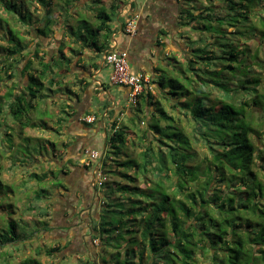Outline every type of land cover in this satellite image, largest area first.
<instances>
[{"label": "trees", "instance_id": "1", "mask_svg": "<svg viewBox=\"0 0 264 264\" xmlns=\"http://www.w3.org/2000/svg\"><path fill=\"white\" fill-rule=\"evenodd\" d=\"M32 2L43 7L50 5L47 0H0V15L4 12L13 14V28L24 29L29 39L35 30L41 36H48L55 23L52 12L49 10L43 17V27L35 29L41 20L36 16L37 9L30 11ZM185 2L186 8L180 16L181 26L189 27L201 37L189 43L190 50L185 44L179 47L187 66L179 67V79L167 78L164 73L155 81L150 74L152 86L161 98L154 100L151 91L138 98L137 115H142L139 124H146L138 135L139 153L131 157L127 152L136 118L129 123H120L109 117L104 154L100 155L105 159L100 169L111 165V160L113 166L108 174L130 182L122 185L120 181H113V186L129 197L114 206L101 204L93 212L96 215L89 218L94 222L92 240L89 245L78 247L84 248L91 264H97V261L98 264H107L103 261L104 245H113L112 232L119 235L115 240L120 241L117 244L122 249L129 248L116 256L117 259L124 256L127 259L125 264H264V91L257 87L264 74V61L257 62L258 51L250 53L251 49L243 43L260 30L261 35L255 37L258 39L256 43L264 44V19L257 11L258 8L264 10V0ZM6 17L0 16V117L8 108L15 128L10 125L9 118L1 123L8 127L6 135L13 141L1 157L0 176L4 172L3 160L11 162L8 171L15 170L20 160L16 156L13 160L11 156L22 143L20 135L28 129L40 128L39 121L35 120L40 109L37 105L44 104L40 115H46L48 97L44 91L58 81L53 64L40 56L39 49L33 52L31 42L13 30L11 24L6 23ZM97 18L101 21L100 31L110 30L111 17L105 9L97 11ZM208 19L210 23L206 22ZM208 35L212 36L211 44ZM224 39L226 41H221ZM192 43H196L198 49L190 48ZM103 49L98 47L99 51ZM32 54L33 60L30 58ZM242 55L246 58L241 59ZM248 58L256 61V68L246 64ZM26 75L28 79L24 84L15 77ZM214 90L220 95L217 105L210 99ZM141 100H145L147 107L155 105V112L144 115ZM160 100L171 104L174 115L161 105ZM61 112L68 113L66 109ZM178 114L191 126L189 132L178 123L182 120L177 118ZM26 115L29 116L28 122L23 119ZM65 122V118L59 117L58 135ZM91 124L83 121L86 128ZM14 129H17L15 133ZM52 148L57 149L54 145ZM64 157L59 154V162ZM83 166L91 170L89 178H94L93 164ZM55 167L56 170L50 169L42 174H29L30 180L49 181L52 188L48 196L47 188L36 191L41 205H28L27 209L34 215L40 212L38 217L43 223L42 226L37 222L39 231L30 237L19 233L16 226L18 219L26 223L14 199L17 194L13 189H17L6 185L0 177V231L6 225L2 221L4 217L11 228V233L0 232V257L6 256L5 247L19 246L14 248L19 250L33 237L44 236L46 231L56 230L55 233L61 236L57 237L61 244L46 250L49 257H55L62 248L69 249L71 244L77 246L82 241L83 237L72 236L73 241L67 243L68 231L85 218L84 197L68 185L66 165ZM6 187L10 191L5 193ZM97 187L96 184V191ZM68 196L70 199H66ZM5 200L9 202L10 215L4 213ZM46 200L55 203L45 207L47 205L42 202ZM116 205L125 207L115 210ZM101 212L105 220L97 228L95 225L99 224L96 221L101 219ZM111 214L114 218L109 219ZM47 219L52 223L57 220L60 224L50 226ZM95 240H99L100 245H94ZM41 251L42 248L38 249L37 254ZM21 264L39 263L29 259Z\"/></svg>", "mask_w": 264, "mask_h": 264}, {"label": "crops", "instance_id": "2", "mask_svg": "<svg viewBox=\"0 0 264 264\" xmlns=\"http://www.w3.org/2000/svg\"><path fill=\"white\" fill-rule=\"evenodd\" d=\"M47 2L50 4L47 7L40 6L37 2L31 3L30 11L37 9L36 16L41 20L35 25V29L43 27V17L49 10L55 21L48 36H41L37 30L32 33L31 49L33 52L39 49L40 56H44L47 63L53 64L58 81L52 88L49 86L50 88L47 87L44 91V95L48 97L46 106L50 109V114H56L55 123L59 117L65 118L66 122L60 135L64 134L68 139L63 142V148L53 150L54 158L50 159V162L46 158L42 162L35 158L33 162L19 161L18 164L31 171V174L32 169H38V166L45 169L48 164L66 165L68 185L75 193L84 197L87 212H94L102 203L98 191L94 189L95 180L89 178L91 170L88 171L83 166L82 157L87 150L98 151L95 144L91 143L98 142L100 138L105 139L109 117L120 123H129L139 114L137 103L130 102V89L111 83L112 69L104 62L105 53L113 48L127 52L133 69L146 71L158 81L165 73L160 68L161 63L166 69L173 68L174 66L171 67V63L167 61L171 53L182 54L179 47L183 44L189 49V43L196 41L197 33L191 32L189 27L181 26L180 16L187 4L185 0H47ZM101 8L111 17L108 23L110 30H99L101 21L97 18V11ZM83 17L89 18L91 23ZM134 17L137 19L138 32L136 36L131 37L124 32V26ZM75 21L77 23L74 25ZM98 47H103V51H99ZM30 58L33 60V54ZM23 79L27 83L28 76ZM22 92L20 89L19 93ZM120 99L134 109L120 106ZM140 103L144 115L150 116L151 112H154L153 109L146 107L145 100H141ZM62 109H66L68 113H62ZM87 118L95 120L87 122L85 120ZM83 121L93 123L96 127L86 128ZM46 124L45 131L52 135L57 134V128L48 118ZM32 130L35 131V140H40L39 128L35 127ZM90 135L92 136L89 137ZM101 151L100 155L104 154V149ZM59 154L65 156L61 162L57 159ZM104 157L103 155L98 160H91L94 170L101 166ZM3 164V171L6 173L11 162Z\"/></svg>", "mask_w": 264, "mask_h": 264}, {"label": "rangeland", "instance_id": "3", "mask_svg": "<svg viewBox=\"0 0 264 264\" xmlns=\"http://www.w3.org/2000/svg\"><path fill=\"white\" fill-rule=\"evenodd\" d=\"M210 7V13L212 12V4L209 5ZM207 8V6H205ZM258 12L262 13L260 15L261 18L264 19V10H259V8L257 9ZM6 14V15H5ZM0 16L6 17L5 21L6 23L11 24V27L13 28V23L11 22L12 18L15 17L13 14H8L6 12L2 13ZM84 20H86L87 22L91 23V20L89 18L83 17ZM123 22V21H122ZM207 23H210V19H208L206 21ZM77 23V21H75L74 25ZM206 25V23H204ZM90 28V27H89ZM15 28H13L14 30ZM17 32L21 33L23 35L22 38L26 37L27 35L25 34V32H21L20 30L22 29H15ZM24 30V29H23ZM22 30V31H23ZM91 30V29H90ZM261 35L260 30H258L255 34V36H252L248 39H245V41L243 42L244 45H246L247 47H249L251 49L250 53H254L256 50L258 51V60H256L257 62L259 61H264V44H260L258 45L256 42L257 40L255 39V37H259ZM182 37V35H180V38ZM201 37L200 34H197V37L195 40H199ZM202 37H205L204 35H202ZM26 41L30 42L29 37H26ZM29 39V40H28ZM208 39L209 42L211 44V42H213L212 40V36L208 35ZM221 41H226L221 40ZM198 45L196 43H192L191 47L192 49H198ZM190 50V49H189ZM188 50V51H189ZM241 59H245L246 55H242L240 57ZM168 63H171V69H166L164 64L161 63V70L165 71V76L168 77H175L177 79H179L178 77V73H179V67L183 66L184 68H186V64H185V60H184V55L183 54H178L177 52H173L171 53V56L168 58ZM256 61L252 60L251 58H248L246 64L249 66H252L253 68H256L257 64ZM35 62V61H34ZM214 66V65H213ZM212 66V67H213ZM242 70H244V68H242ZM20 84H24V79L21 77H17L15 76ZM261 80V84L257 85V87H260L261 91H264V74L262 76ZM151 93L153 94L154 100H158L160 97L159 92L157 91V89H155L153 87V89L151 90ZM212 96L210 97L211 102L216 104L218 103V97L220 96L219 93L214 90L212 92ZM116 97V95H115ZM161 105L163 107H165L167 109V111H169V113L174 115V111H172L171 107H170V103L167 101H162L160 100ZM3 103H5V100L3 101ZM120 106H123L124 108L127 109H134L130 104H128L126 101L124 102L123 100L120 99L119 101ZM40 106V109H38V115L36 117L35 120H38L39 123H37L39 125V134H40V140H35L34 138V133L35 131L30 129L28 131L25 132L24 135H20V137L22 138V143L20 145H18L17 149H15V151H13V155L11 156L14 160V156H16L21 162L23 161H28L31 160V162L34 161V159H39L40 162H42L43 159L46 158V160L48 162H50V159L54 158V152H53V148L52 145L56 146V148L59 150V148H63V146H61V143L65 142L68 137L65 136L64 134H54L52 135V133L50 134L49 132L45 131V126H46V118H48V120L50 121V123H52L53 126H55V128L58 127L57 122L55 123V120L57 119L54 115L56 114H50V109L47 110L46 115H40L41 113V109L44 107L43 103L38 104ZM217 105V104H216ZM147 107V106H146ZM150 109H153L154 112L157 109V107L154 106H150ZM5 114H3L0 117V124L3 123L4 119L9 118V122L10 125H12V128H15V123L13 121V119L10 117L8 108H5ZM49 112V113H48ZM53 112V111H52ZM1 115V114H0ZM142 116V115H141ZM141 116L137 115L136 116V127L132 128L133 129V136L132 139H130V143L128 145V155H130L131 157L133 156V154L139 153L141 151V148L139 145V138L138 135H141V133L144 131L146 124L143 122L141 125L139 124L140 118ZM177 118L181 121H178V123L184 128L186 129L188 132L191 130V126L187 124L186 118L183 117L182 115L178 114L176 115ZM4 117V118H3ZM24 121L28 122L29 116H24L23 117ZM22 119V121H23ZM54 122H53V121ZM33 121V120H32ZM31 122V121H30ZM34 122V121H33ZM2 127H0V137L1 139L4 138L2 141L0 139V161H1V157L4 156V150H9V148L12 146V138L10 136L6 135V132L8 131V127H5V124H1ZM51 126V125H50ZM19 127V125L17 126V128ZM96 127L95 124H91L90 128H94ZM108 127V124H107ZM19 129V128H18ZM14 129L13 133H15ZM60 132V131H59ZM93 134V133H92ZM16 137H18L17 135H14ZM92 135H90L89 137H91ZM15 137V138H16ZM19 138V137H18ZM17 138V140H19ZM32 138V139H31ZM97 141H93L92 144H95V148L98 150V152L100 153L101 149L103 150V145L105 144V139L104 138H100L99 141L96 143ZM86 151V150H85ZM88 151V150H87ZM88 157L86 155H83L82 160H86ZM59 159V158H57ZM17 160V159H16ZM81 160V158L79 159ZM4 162H9V160H4ZM4 162H2V166H4ZM101 165L103 164V160L101 161ZM109 163L111 165H107V167L105 168L104 166L102 167L103 170V174L104 177L107 178L106 182L104 183L103 186H98V193L100 195V201L102 203V205L104 206L106 205H115V204H120L124 199H128L129 195L124 193V192H118L119 190L114 186H113V181H120V183L122 185H126V184H130V182H128L127 180H123L118 176H114L112 174H108V171H110L111 167L113 166V163L111 160H109ZM57 166V165H55ZM54 165H46V168L44 170H41L42 168H40V166H38V169H32V174L33 173H44V172H48L50 171V169H54L56 170V167ZM1 167V166H0ZM101 167V166H100ZM41 170V171H40ZM106 172V173H105ZM131 175H133L132 172H129ZM29 174H31V171H28V169L24 168L23 166H20L19 164H17L15 170L12 169L6 173L3 172V174L0 176L1 179L3 180V182L6 185H12L14 187H16L17 191L15 189H13L15 191V201H16V205L18 204L19 207V214H21L24 218V220L26 221V223H24V221L22 219H18L17 220V228L19 233L23 234V235H27L28 237H30L31 234H34L35 232L38 233V229L40 225H37L41 223L43 226V223L40 221V217H38V214L40 213L39 211L37 212V215L35 213H32L30 210H28V205L33 204V205H41V202H38V198H36V191L39 192L42 188H47V195H49L48 192L52 191L51 186L49 185V181L46 182H38L37 180H30L29 179ZM6 175V176H4ZM0 179V180H1ZM94 179V178H93ZM95 180V179H94ZM52 183V181H51ZM96 184V181H95ZM141 184V181H140ZM10 187V186H9ZM6 187L4 188L5 193L10 191V188ZM8 188V189H7ZM22 189L23 192H19ZM3 191V190H2ZM3 191V192H4ZM71 196V195H70ZM70 196H68L66 199H70ZM3 199V198H1ZM4 200V199H3ZM7 200V199H6ZM5 200V208H4V213L6 215H10L9 214V202ZM97 200V199H96ZM99 201V200H97ZM46 204H45V203ZM55 202H49V201H43L42 205H53ZM56 203H58L56 201ZM124 203V202H123ZM45 207H48L45 206ZM124 205H121L118 208V205H116L113 209L115 210H123L124 209ZM87 208V207H86ZM97 208H99L97 206ZM97 213V212H95ZM102 213V212H101ZM92 214V216L90 215ZM96 214H93V212H86L84 213V220H82L80 222V224H78V221L76 222L74 228L70 229L68 231V239H67V243L73 241V237L76 238H82V241L80 243L77 244H71V248H62V251H58L55 257H49L46 254V250L49 249H53L55 247H57L59 244H61V239L57 238L59 236V234L55 233L56 230L49 232H44V236H42L41 238H37L33 237L31 240H29V242L27 243V245L25 246H21V248L19 250H15L14 248H19V246H16L14 248L11 247H5L3 249L4 253H6V256L4 257H0V264H21L23 261H27L29 259H34L36 261H38L39 264H91L90 262V257L85 254L84 248L83 247H78V245H89L90 241L92 240L91 235L94 234L93 231V226H94V222L92 220H90L89 218L94 217ZM111 217L109 219L114 218V216L111 214ZM98 218V217H97ZM101 219L96 221L95 226L100 227V225L102 224V222H104L105 220V216L102 213L101 214ZM109 219L107 218V221H109ZM19 220H22L23 222H20ZM33 220H35L33 222ZM87 220V221H86ZM2 221L4 223H6L5 227H3L1 229V233H4V231H6L7 233H11V228L9 226L8 223V219L7 217L3 218ZM46 221L49 222L50 226H55L56 224H60L57 222V220H55L53 223L50 221V219H47ZM114 221H116L114 219ZM30 224V225H25V224ZM56 227V226H55ZM53 232V233H52ZM61 237V236H59ZM111 237L113 238V245H104V255H103V261L104 263L107 264H125L127 262V259L124 258V256H120L119 259H117V253L122 251L127 252L129 250V248H124L122 249L120 245H118L117 243H120V241L116 242L115 238L118 237L119 239V235L117 234V232H112L111 233ZM131 238L128 236V239ZM56 241V242H55ZM94 245H100V241L99 240H95L94 241ZM68 246V245H66ZM42 248L41 254H37L38 253V249ZM121 248V249H120ZM8 253V254H7ZM124 255V253H123ZM127 256V254H126ZM132 257V255H131Z\"/></svg>", "mask_w": 264, "mask_h": 264}, {"label": "built area", "instance_id": "4", "mask_svg": "<svg viewBox=\"0 0 264 264\" xmlns=\"http://www.w3.org/2000/svg\"><path fill=\"white\" fill-rule=\"evenodd\" d=\"M124 32L134 37L138 32L137 19L134 17L129 19L124 26ZM104 62L111 67L112 73L110 81L117 86H123L130 89V102L136 104L138 98L146 91L153 89L151 83V75L146 71H137L130 65L129 56L125 51H119L116 48L107 51L104 55ZM87 122H93L95 118L85 119ZM85 155L88 157L83 159V165L90 167L91 160H98L100 153L96 150L87 151ZM94 179L98 186H103L107 178L104 177L100 166L93 171Z\"/></svg>", "mask_w": 264, "mask_h": 264}, {"label": "bare ground", "instance_id": "5", "mask_svg": "<svg viewBox=\"0 0 264 264\" xmlns=\"http://www.w3.org/2000/svg\"><path fill=\"white\" fill-rule=\"evenodd\" d=\"M103 156V155H102Z\"/></svg>", "mask_w": 264, "mask_h": 264}]
</instances>
